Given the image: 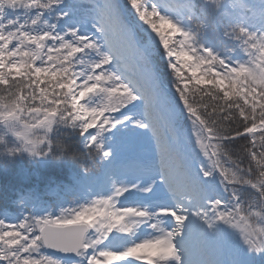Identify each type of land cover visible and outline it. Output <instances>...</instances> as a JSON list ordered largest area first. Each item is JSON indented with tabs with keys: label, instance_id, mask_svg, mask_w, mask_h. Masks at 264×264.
Wrapping results in <instances>:
<instances>
[{
	"label": "snow or ice",
	"instance_id": "snow-or-ice-1",
	"mask_svg": "<svg viewBox=\"0 0 264 264\" xmlns=\"http://www.w3.org/2000/svg\"><path fill=\"white\" fill-rule=\"evenodd\" d=\"M6 119L99 167L0 212V264H264V0H0Z\"/></svg>",
	"mask_w": 264,
	"mask_h": 264
},
{
	"label": "trees",
	"instance_id": "trees-1",
	"mask_svg": "<svg viewBox=\"0 0 264 264\" xmlns=\"http://www.w3.org/2000/svg\"><path fill=\"white\" fill-rule=\"evenodd\" d=\"M121 2L126 3V0ZM64 132L65 130L61 129L60 134L55 131L50 133L49 140L56 142L62 139ZM78 139L73 138L68 147L69 154L76 155L75 160L56 159L53 152L47 157L33 160L21 155L10 163L0 162V212L7 211L13 217H19L21 213L27 214L28 209L20 202L29 193L41 200L48 211L55 212L59 209V199L46 194L49 185L59 183L66 187L71 183L73 173H78L82 168L94 173L99 167V159L82 151ZM9 142H12L10 138ZM67 200L75 202L77 198L71 195Z\"/></svg>",
	"mask_w": 264,
	"mask_h": 264
},
{
	"label": "clouds",
	"instance_id": "clouds-1",
	"mask_svg": "<svg viewBox=\"0 0 264 264\" xmlns=\"http://www.w3.org/2000/svg\"><path fill=\"white\" fill-rule=\"evenodd\" d=\"M50 133L47 128L41 132L29 129L23 122L15 119L0 120V162L10 163L15 157L21 155L29 160L49 155V150L44 148V145L51 143Z\"/></svg>",
	"mask_w": 264,
	"mask_h": 264
},
{
	"label": "rangeland",
	"instance_id": "rangeland-1",
	"mask_svg": "<svg viewBox=\"0 0 264 264\" xmlns=\"http://www.w3.org/2000/svg\"><path fill=\"white\" fill-rule=\"evenodd\" d=\"M49 194L56 196L58 198H62V203L59 207V209H56V213L58 214L61 207H71L75 206V202H72L71 200H67L68 197H71V195L75 196L74 194H71L67 191V188H62L59 184H51L49 187V190L47 191ZM71 194V195H70Z\"/></svg>",
	"mask_w": 264,
	"mask_h": 264
}]
</instances>
